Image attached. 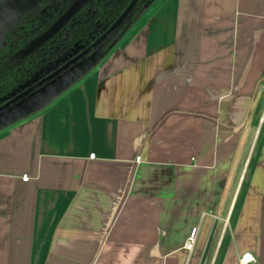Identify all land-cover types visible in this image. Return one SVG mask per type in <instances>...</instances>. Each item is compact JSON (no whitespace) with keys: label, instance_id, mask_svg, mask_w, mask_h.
Returning <instances> with one entry per match:
<instances>
[{"label":"crops","instance_id":"0c3cea01","mask_svg":"<svg viewBox=\"0 0 264 264\" xmlns=\"http://www.w3.org/2000/svg\"><path fill=\"white\" fill-rule=\"evenodd\" d=\"M247 251L264 264V0H151L77 82L0 129V264Z\"/></svg>","mask_w":264,"mask_h":264},{"label":"trees","instance_id":"16d2710c","mask_svg":"<svg viewBox=\"0 0 264 264\" xmlns=\"http://www.w3.org/2000/svg\"><path fill=\"white\" fill-rule=\"evenodd\" d=\"M131 0H90L86 5L48 42L25 58H12L35 34L42 32L52 20L34 35L21 30L19 19L5 32L6 48L0 52V104L11 93L35 80L37 71L55 61L62 54L74 49L85 48L95 41L124 11ZM151 0H138L124 22L104 44L102 54L122 31L136 18ZM69 3V2H68ZM68 3L62 8H67ZM61 13V12H60ZM59 13V14H60Z\"/></svg>","mask_w":264,"mask_h":264},{"label":"water","instance_id":"95a60500","mask_svg":"<svg viewBox=\"0 0 264 264\" xmlns=\"http://www.w3.org/2000/svg\"><path fill=\"white\" fill-rule=\"evenodd\" d=\"M88 1L89 0H74L68 9L44 33L34 38L25 49L19 51V55L26 56L30 54L53 37V35L60 31ZM137 1L138 0H131L120 16L101 36L57 71L52 72L40 82L30 86L16 96H14V93H11L9 97L12 98L0 105V129L43 108L53 98L64 92L91 70L113 44L112 43L107 51L102 54L105 40L111 37L124 22Z\"/></svg>","mask_w":264,"mask_h":264},{"label":"flooded vegetation","instance_id":"af4514ba","mask_svg":"<svg viewBox=\"0 0 264 264\" xmlns=\"http://www.w3.org/2000/svg\"><path fill=\"white\" fill-rule=\"evenodd\" d=\"M6 1L8 0H0V5L4 4ZM74 0H36L35 3H33L28 9H26L25 11H23L17 18H15L13 21H11L8 25H6L1 33H0V44L2 45L0 47V52L6 48V40H5V32L13 25V23H15L16 21H18L19 19H22L23 24L21 25V27H19L21 30H26L28 31V34L30 35H34V33H36V31H39L41 28H43L46 23L50 20H52V23L49 24L42 32L35 34L34 36H32L25 44V46L21 49H19L17 52H15L12 56V58H25L27 56H29L30 54H32L34 51L38 50L40 47H42L46 42H48L49 40H47L46 42H44L42 45H40L36 50H34L33 52H31L30 54L26 55V56H21L19 55V51L25 49L28 44L36 37H38L39 35H41L42 33H44L67 9L68 7L73 3ZM90 1V0H89ZM69 2V3H68ZM65 3H68L67 8L62 12V8L65 5ZM86 5V4H85ZM84 5V6H85ZM83 6V7H84ZM82 7V8H83ZM81 8V9H82ZM80 9V10H81ZM79 10V11H80ZM78 11V12H79ZM61 12V13H60ZM77 12V13H78ZM60 13V14H59ZM71 20V19H70ZM69 20V21H70ZM68 21V22H69ZM59 32V31H58ZM57 32V33H58ZM105 32V31H104ZM103 32V33H104ZM55 33V34H57ZM102 33V34H103ZM54 34V35H55ZM101 34V35H102ZM53 35V36H54ZM100 35V36H101ZM113 36V35H112ZM111 36V37H112ZM109 38V37H108ZM107 38V39H108ZM106 39V40H107ZM105 40V41H106ZM94 42V41H93ZM92 42V43H93ZM90 45V44H89ZM89 45H87L86 47H88ZM85 47V48H86ZM79 49L77 51V49H74L73 51H70L68 53L62 54L59 58L55 59V61L47 64L44 68L40 69L39 71H37L36 73V77L34 81H31L30 83L25 84V86L20 87L18 90H16L14 92V96L18 95L19 93L23 92L24 90L28 89L30 86L35 85L36 83L40 82L43 78L47 77L49 74H51L54 71H57L60 67H62L63 65H65L67 62H69L70 60H72L76 55H78L79 53H81L83 51V49ZM103 50V48H102ZM12 97H8L5 101H3L0 105H2L3 103L7 102L8 100H10Z\"/></svg>","mask_w":264,"mask_h":264},{"label":"rangeland","instance_id":"374dc122","mask_svg":"<svg viewBox=\"0 0 264 264\" xmlns=\"http://www.w3.org/2000/svg\"><path fill=\"white\" fill-rule=\"evenodd\" d=\"M36 0H8L0 5V33L11 21L28 9ZM2 45L0 44V47Z\"/></svg>","mask_w":264,"mask_h":264},{"label":"built area","instance_id":"2783aa9c","mask_svg":"<svg viewBox=\"0 0 264 264\" xmlns=\"http://www.w3.org/2000/svg\"><path fill=\"white\" fill-rule=\"evenodd\" d=\"M90 158H93V155L89 156ZM136 162L140 161V157L135 158ZM22 181L26 182L29 180V177L26 174H23L21 176ZM196 228H192L189 236L184 244V248L187 251H190L193 248L194 242H195V236H196ZM255 262L254 256L250 252H243L242 254L239 255L237 264H253Z\"/></svg>","mask_w":264,"mask_h":264}]
</instances>
